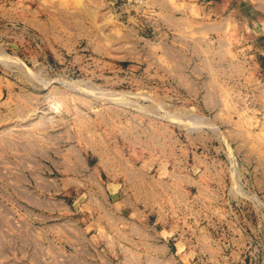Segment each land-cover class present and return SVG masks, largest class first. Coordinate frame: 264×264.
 <instances>
[{
    "label": "rangeland",
    "instance_id": "rangeland-1",
    "mask_svg": "<svg viewBox=\"0 0 264 264\" xmlns=\"http://www.w3.org/2000/svg\"><path fill=\"white\" fill-rule=\"evenodd\" d=\"M0 264H264V0H0Z\"/></svg>",
    "mask_w": 264,
    "mask_h": 264
}]
</instances>
